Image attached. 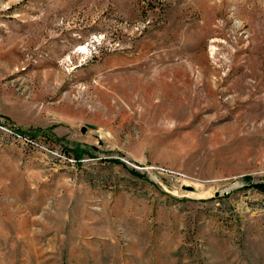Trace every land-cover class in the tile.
I'll return each instance as SVG.
<instances>
[{
	"label": "rangeland",
	"instance_id": "1",
	"mask_svg": "<svg viewBox=\"0 0 264 264\" xmlns=\"http://www.w3.org/2000/svg\"><path fill=\"white\" fill-rule=\"evenodd\" d=\"M257 184L264 0H0V264H264Z\"/></svg>",
	"mask_w": 264,
	"mask_h": 264
},
{
	"label": "trees",
	"instance_id": "2",
	"mask_svg": "<svg viewBox=\"0 0 264 264\" xmlns=\"http://www.w3.org/2000/svg\"><path fill=\"white\" fill-rule=\"evenodd\" d=\"M256 186L264 189V185L263 184H257Z\"/></svg>",
	"mask_w": 264,
	"mask_h": 264
},
{
	"label": "water",
	"instance_id": "3",
	"mask_svg": "<svg viewBox=\"0 0 264 264\" xmlns=\"http://www.w3.org/2000/svg\"><path fill=\"white\" fill-rule=\"evenodd\" d=\"M188 188H190V189H191L192 187H191V186H188Z\"/></svg>",
	"mask_w": 264,
	"mask_h": 264
}]
</instances>
